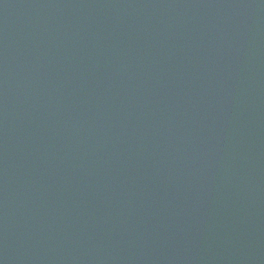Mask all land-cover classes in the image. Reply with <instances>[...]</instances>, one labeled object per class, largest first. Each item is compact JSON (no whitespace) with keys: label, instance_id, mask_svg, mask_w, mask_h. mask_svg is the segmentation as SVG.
<instances>
[{"label":"water","instance_id":"1","mask_svg":"<svg viewBox=\"0 0 264 264\" xmlns=\"http://www.w3.org/2000/svg\"><path fill=\"white\" fill-rule=\"evenodd\" d=\"M0 264H264V0H0Z\"/></svg>","mask_w":264,"mask_h":264}]
</instances>
